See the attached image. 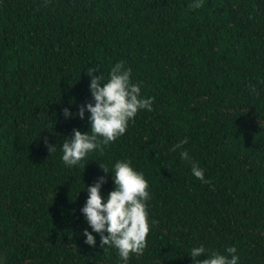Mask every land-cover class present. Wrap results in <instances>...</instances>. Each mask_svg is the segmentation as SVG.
Returning a JSON list of instances; mask_svg holds the SVG:
<instances>
[{
	"label": "trees",
	"instance_id": "1",
	"mask_svg": "<svg viewBox=\"0 0 264 264\" xmlns=\"http://www.w3.org/2000/svg\"><path fill=\"white\" fill-rule=\"evenodd\" d=\"M192 2L0 0L5 264H122L99 234L95 247L85 243L91 229L81 213L87 186L103 176L102 195L114 190L100 164L111 170L119 160L149 181V219L157 222L129 264H194L190 250L201 245L221 254L235 246L239 264H264V0ZM120 61L142 96L154 98L153 110L69 168L48 145L90 130L78 116L94 103L88 69L106 81ZM184 138L208 183L172 151Z\"/></svg>",
	"mask_w": 264,
	"mask_h": 264
},
{
	"label": "clouds",
	"instance_id": "2",
	"mask_svg": "<svg viewBox=\"0 0 264 264\" xmlns=\"http://www.w3.org/2000/svg\"><path fill=\"white\" fill-rule=\"evenodd\" d=\"M204 2L193 0L189 7L199 9L204 6ZM97 71L99 68L96 66L88 69V75L92 77L90 91L94 103L82 105L78 112L80 119L89 120L90 130H74L72 137L64 140L60 148L48 145L51 154L57 149L61 150V159L69 168L79 167L94 152L103 153L105 147L126 134L130 122L134 121L139 112L153 110L154 98L142 96V83L133 82L132 69L124 61L111 67L106 81L102 74L98 77L95 75ZM250 88L255 91L254 85H250ZM64 115L73 118L69 108L64 109ZM188 143V138L181 139L172 151L179 149L181 159L191 164L192 175L208 183L205 179L206 170L193 162L189 152L184 150L183 146ZM100 167L105 173L113 174L114 190L106 197L102 195V187L107 182L103 176L92 186L85 187L88 199L81 213L91 229L84 230L85 243L95 247L97 240L93 233L99 234L100 246L116 249L122 264H129L133 254L143 253L150 228L157 223L149 219L150 184L144 173L137 171L130 160L115 162L111 170L102 164ZM237 251L232 246L226 249L227 254H221L201 245L192 248L189 255L194 264H239ZM202 256H207V259L200 260ZM0 264H5L2 257Z\"/></svg>",
	"mask_w": 264,
	"mask_h": 264
}]
</instances>
